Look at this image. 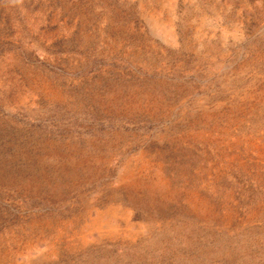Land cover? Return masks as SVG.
<instances>
[{"label": "rangeland", "instance_id": "obj_1", "mask_svg": "<svg viewBox=\"0 0 264 264\" xmlns=\"http://www.w3.org/2000/svg\"><path fill=\"white\" fill-rule=\"evenodd\" d=\"M0 264H264V0H0Z\"/></svg>", "mask_w": 264, "mask_h": 264}]
</instances>
